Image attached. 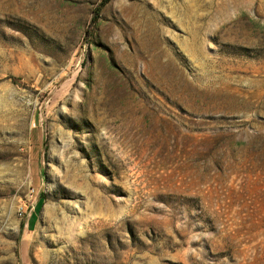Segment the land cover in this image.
Listing matches in <instances>:
<instances>
[{
    "label": "rangeland",
    "instance_id": "obj_1",
    "mask_svg": "<svg viewBox=\"0 0 264 264\" xmlns=\"http://www.w3.org/2000/svg\"><path fill=\"white\" fill-rule=\"evenodd\" d=\"M0 264H264V0H0Z\"/></svg>",
    "mask_w": 264,
    "mask_h": 264
},
{
    "label": "built area",
    "instance_id": "obj_2",
    "mask_svg": "<svg viewBox=\"0 0 264 264\" xmlns=\"http://www.w3.org/2000/svg\"><path fill=\"white\" fill-rule=\"evenodd\" d=\"M31 192H34V189L33 188H31Z\"/></svg>",
    "mask_w": 264,
    "mask_h": 264
}]
</instances>
